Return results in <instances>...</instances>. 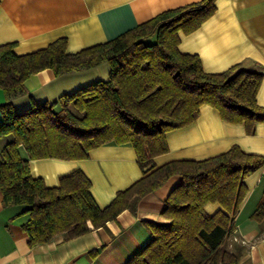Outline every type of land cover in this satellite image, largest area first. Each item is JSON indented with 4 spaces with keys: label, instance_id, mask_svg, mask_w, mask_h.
I'll return each mask as SVG.
<instances>
[{
    "label": "trees",
    "instance_id": "1",
    "mask_svg": "<svg viewBox=\"0 0 264 264\" xmlns=\"http://www.w3.org/2000/svg\"><path fill=\"white\" fill-rule=\"evenodd\" d=\"M216 10L215 0H199L166 9L112 39L67 53V39L16 54L13 43L0 45V139H12L0 150V191L4 206L25 205L22 229L28 245L46 242L65 232L72 238L105 226L125 209L134 210L144 194L170 176L181 182L164 200L161 215L168 224L147 223L149 240L126 264H239L225 246L247 188L244 179L264 165V156L243 152L237 145L202 160H172L149 171L153 157L168 150L166 132L192 124L199 109L214 107L222 120L243 124L253 134L264 122V106L256 95L264 73L233 65L220 73L206 72L196 54L178 49L179 32L197 29ZM107 62L109 76L63 94L49 103L16 111L12 100L24 94V80L51 68L66 74ZM130 142L143 175L119 190L104 207L91 192L90 179L79 169L47 186L33 177L30 159H85L106 142ZM208 202L222 210L209 214ZM251 218L264 220V192ZM95 251L90 252L94 254Z\"/></svg>",
    "mask_w": 264,
    "mask_h": 264
},
{
    "label": "crops",
    "instance_id": "2",
    "mask_svg": "<svg viewBox=\"0 0 264 264\" xmlns=\"http://www.w3.org/2000/svg\"><path fill=\"white\" fill-rule=\"evenodd\" d=\"M196 1L0 0V45L13 43V51L23 54L65 37L66 52L75 53L106 42L166 9ZM215 6V12L197 29L179 32V51L198 55L206 72L220 73L239 64L245 70L264 73V0H215ZM109 70L107 62L62 75L44 68L24 80L25 92L12 100V107L20 111L51 103L63 94L108 79ZM256 100L264 106V78ZM4 101L0 88V106ZM165 139L168 150L153 157L148 172L172 160L209 158L233 145L245 153L264 156V122L256 124L253 134H247L243 124L222 120L207 104L200 107L192 124L166 132ZM19 152L28 160L32 176L42 178L47 186H57L60 176L81 170L90 179V192L101 208L143 175L130 142H106L91 149L85 159H30L23 146ZM181 180L179 175L170 176L140 197L134 210H123L105 226L72 238L59 233L33 246L28 245V235L22 229L28 219L26 206H4L0 191V264H126L149 240L147 223L170 222L160 211ZM244 183L247 192L225 246L238 255L239 264H264V220L251 218L264 192V165L246 176ZM204 209L214 214L222 207L208 202ZM92 251L95 253L90 254Z\"/></svg>",
    "mask_w": 264,
    "mask_h": 264
},
{
    "label": "rangeland",
    "instance_id": "3",
    "mask_svg": "<svg viewBox=\"0 0 264 264\" xmlns=\"http://www.w3.org/2000/svg\"><path fill=\"white\" fill-rule=\"evenodd\" d=\"M11 139H12V135H11V134H9V135L3 137V139L1 138V140H0V150H1V148L3 147V145H4L6 142L10 141Z\"/></svg>",
    "mask_w": 264,
    "mask_h": 264
}]
</instances>
